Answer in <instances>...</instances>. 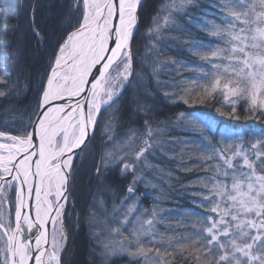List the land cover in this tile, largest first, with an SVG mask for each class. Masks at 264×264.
I'll return each instance as SVG.
<instances>
[{
  "label": "snow or ice",
  "instance_id": "obj_1",
  "mask_svg": "<svg viewBox=\"0 0 264 264\" xmlns=\"http://www.w3.org/2000/svg\"><path fill=\"white\" fill-rule=\"evenodd\" d=\"M81 3L82 19L76 25L70 23L73 30L66 34L62 43H57L54 65L36 110L39 115L34 114L38 139L35 132L26 131L22 136L7 137L10 143H0V181L9 187L15 181L21 191L26 185L27 198L35 200L36 213L34 219L27 212L21 219L24 202L19 195L14 219H7L0 212V241L4 244L0 251L5 253L0 264H29L30 261L32 264H46L45 256L47 262L59 264L57 253L62 245L58 244L57 235L61 241L66 238L62 215L72 176L73 156L66 154L81 145L87 146L86 130L95 124V113L100 111L101 103L111 107L109 102L115 103L113 97L118 99L121 94L111 90L123 87L122 84H113V80L127 81L131 74L132 40L138 25L140 0H74L75 7H80ZM192 3L193 0H180L179 4L173 2L170 7L178 13ZM28 7L32 32L42 40L35 27L34 6L29 4ZM218 16L222 17L220 24L199 18L187 20L188 24L203 25L205 34L220 43L190 45L194 49H208L210 56L194 53L202 63L193 70L197 73L193 88L184 91L195 92L199 88L208 97L219 93L232 106L233 112L235 102L243 98L249 103L250 111H259L264 116V0H225L219 5ZM165 24L187 31L176 19H166ZM159 31L158 26L154 32ZM157 51L162 52L163 48ZM18 54L19 50L14 51L6 59L14 61ZM213 59L219 63H212ZM205 67L211 71H206ZM121 68L122 72L119 71ZM200 80L209 83L207 86L197 83ZM81 93H85L83 99L87 111L84 104L78 102L70 112L62 115L65 105L55 102L65 94L75 97ZM4 94L0 92V95ZM101 96L106 99L100 101ZM74 113L76 122L72 124L70 119ZM188 123L200 133L198 139L204 149L212 153L206 160L215 161L212 167L216 176L222 178L210 177L212 187L207 189L210 195L203 197L200 207L203 208L204 204L211 207L208 213L193 222L187 234L175 237L163 235L156 239L151 230L153 221L135 217L138 226H134L131 232L132 239L125 241L129 248L135 249L130 254L138 257L151 255L155 264H176V256L186 264H264V132L259 134L260 138L253 132L251 141L254 142H250L242 133L227 128L221 130L211 120L195 117ZM29 126H32V118ZM146 132L148 139L142 141L134 154L110 152L102 158L103 169L118 164L122 173H132L127 188L129 194H134V185L143 179L137 175L136 162L146 161L145 153L151 154L153 149L162 147L151 128L146 126ZM5 135L0 132V137ZM210 137H216L215 143ZM128 147L131 148V144ZM128 160L133 163H127ZM96 173L100 175V167ZM9 176L12 179L6 180L5 177ZM4 184H0V193H3ZM2 206L3 196L0 195ZM49 219L53 227L50 248L46 249L43 245H48L49 240L46 232L40 229ZM57 223L61 225L59 230L55 227ZM33 228L39 233L35 247L30 239L23 237L25 231ZM144 239L156 245L154 252L150 248L145 253ZM161 248L165 249L164 253ZM119 251L128 249L121 247Z\"/></svg>",
  "mask_w": 264,
  "mask_h": 264
},
{
  "label": "rangeland",
  "instance_id": "obj_2",
  "mask_svg": "<svg viewBox=\"0 0 264 264\" xmlns=\"http://www.w3.org/2000/svg\"><path fill=\"white\" fill-rule=\"evenodd\" d=\"M42 1L45 2V7L47 6L41 13L45 21L38 19L37 14H35V25L43 26L45 31L49 33V28L47 26V22H49L48 0H18L16 3L19 5L20 18L19 22L16 24L14 33L17 44H14L15 46L13 45L6 55L17 50L20 52H23L25 49L29 51L30 45L27 46L26 43V31L31 29L30 32L32 33V25L29 19L31 10L28 6L29 4L33 5L36 13L38 5ZM173 2L179 4L180 0H163V3H159L153 14L150 24L142 30H140L139 26V29L137 28L136 32L134 31V36L136 34L138 39L136 42L139 44L141 43V47L145 49L144 56L140 60L138 59L136 65H134L132 56L131 74L127 81L121 82L120 80H113V84L123 85V87H113L111 89L113 92L121 93L119 98L113 97L115 103L109 102L111 107H106L101 103L99 115L93 126L92 137L89 142L86 143L87 146L82 148L83 151H78L74 156L72 161V175L74 171L75 173L79 172L80 160L82 162V159H85L83 161L84 163L82 162V170L75 181V184L77 183L76 194L82 193V196L76 202L77 213L72 207L68 210L74 183V178L71 176L68 186V206L66 205L62 224L66 238L61 241L60 236L57 235V242L62 245L57 253L59 264H63L62 254L65 255L63 252L69 241L70 229H68L67 233L65 223L67 211H69L68 215L70 214V217H68L69 220L74 223L73 218H75V220L81 218L82 222L89 228L88 231L92 242L91 257H93L96 264H155L151 255H146L145 257L131 255L130 253H134L135 249L129 248L128 244L125 243V241L132 239L131 232L134 226H138L135 217L139 216L142 221L149 219L153 221L151 230L156 234V239H159L160 236L163 235L175 237L181 234H187L193 222L202 218L205 213H208L211 207V205L204 204L203 208H201L200 205L203 203V197L210 195L207 189L212 187V180L210 177L216 176L215 169L212 167L215 161L206 160V157L210 156L212 153L210 150L204 149L203 143L198 139L200 133L189 126L188 121L195 118V114H187V116L185 113H177L176 116H165L162 118H156L152 115L150 120L147 119L149 118L147 115L155 111L158 107V101L165 102L167 105H175L180 102L184 103V100H187L186 104L189 105L188 102L193 100L191 98L194 93H191V91L186 93L184 89L191 90L193 88V81L197 76V73L193 70L201 66L202 63L200 58L194 55V53L200 52L201 55L210 56V51L208 49H194L191 48L190 45L199 42H204L206 44H217L220 42L206 35L202 30L204 26L199 23L193 25L194 28H196L194 31L190 30V24L187 23V20L189 18L193 20L199 18L200 20L207 21L214 20L215 23L220 24L222 17L218 16V8L220 4L225 3V0H210V3L213 5L210 7L215 9H205L201 7L198 0H193L191 5L180 10L178 13L172 11L170 7ZM69 6L74 9L72 12L75 19L72 25H76L77 21L82 19V3L81 7H75L74 0H69ZM191 6L196 8V11L191 10ZM13 7L17 8L14 3H10V9L14 14L15 11ZM236 10L242 11L241 9ZM185 12L187 13L186 16L184 15ZM192 15L195 16L192 17ZM216 15L217 18H215ZM166 19L168 21L176 19L182 29L187 28L193 36L189 38L192 42L187 46L181 45L185 40L181 39L179 36L185 35L189 37L188 32L166 26ZM158 26L160 31L155 33L154 30ZM72 30V27H68V29H65L52 38L51 42L54 43V49L51 53V59L49 60V50H47L46 59H42L38 82L34 87V89L37 90L34 96L30 89H27L28 84L26 81H23V78L21 79V76H13L11 80L13 89L16 90L19 86L21 95L24 94V92L26 93V97L24 98L26 107L20 111V119L29 118L27 115L30 111L33 115L32 126H29L25 131L22 130L24 132L34 129L35 115H39L36 110L42 92L47 86V79L50 76L51 68L54 65V58L57 54V43H62L66 34ZM158 37H162V39H158ZM175 41L178 42L179 47L173 45ZM221 46L223 47L224 45L221 44ZM134 48L135 45L132 40V52L135 51ZM159 48H163V51H167L165 57H163V51H157ZM33 50L32 48V51ZM177 50H179V54H181V52L187 54L188 59L181 58L180 55L176 57L174 51ZM135 52H137V50ZM18 55L14 61H9L8 68L12 71L14 70V65H16V61L20 58ZM171 61H180L181 63L173 64ZM212 63H219V61L213 59ZM28 65L29 64H26V62H22V65H19V72L22 74L24 66ZM205 70L211 71L208 67H205ZM119 71L122 72L123 69L121 68ZM112 75L115 77L116 73L113 72ZM182 75L185 76L182 77ZM175 78H177V81L172 82L171 80ZM41 81V90H39L38 84H40ZM3 82L0 78V84H3ZM197 83L207 86L209 82L207 80H200L197 81ZM170 84L179 86L170 87ZM196 90L202 93L201 89L198 88ZM127 93L128 101L130 102L129 106L130 109H132V111L128 110L127 113L132 112L136 115L130 123L129 121L126 122V118H128V116H125L126 113H122L125 108L124 106L127 104L126 102L122 105V98L127 96ZM181 97H183V100ZM105 99L106 97L104 96L99 98L100 101ZM241 102L246 103V107L249 108V103L243 98L237 100L235 104H242ZM15 103L16 101L14 104ZM5 111L7 112V110ZM3 116L4 117L1 119L2 123L12 122L14 117V115L12 116L11 114L10 116L4 112ZM139 116L144 118L138 120ZM134 118H136V121ZM201 118L206 117H200V119ZM208 120L213 121L221 130L225 128L234 131L238 130V128L235 129L233 126H227V124L220 123L211 117H209ZM25 125L27 127V124ZM146 126L147 128H151L155 140L161 142L162 147L153 149L151 154L145 153L146 161H143L142 158L143 162H136L138 169L137 175L142 176L143 179L134 185V194H129L127 188L131 182L132 173H122L118 164L111 165L108 170L111 168L114 170L117 169L124 177L123 179L114 174L113 170L106 172L102 167V158L110 152L118 153L119 155H124L126 152L134 154L141 147L142 141L148 139ZM8 129L9 128L6 127L5 129L4 127L0 129V132L6 134L4 137H0V143H10L7 137L22 136L24 134V132L20 134L17 130ZM241 131L242 130L239 132L242 133ZM182 134L185 136L183 137ZM259 134H257V138H260ZM95 135H99L100 137L99 146H97V144L92 146V143H90ZM243 136L250 142H254L251 141L252 134L249 136L243 134ZM210 139L215 143L216 137H210ZM129 144H131V148L128 147ZM90 146L92 147L90 148ZM121 149H123V151H120ZM94 162H96V166L92 167ZM126 162L133 163L131 160ZM98 167L101 168L99 176H97L96 173ZM93 175L95 179L98 180L94 185L92 181ZM5 179L10 180L12 177H5ZM216 179L222 178L216 176ZM0 184H4V181H0ZM186 185H188V187H193L189 192L188 198L186 196L187 199L183 197L187 194V190L183 189V187L187 188ZM195 186L198 187L196 188ZM81 187L84 188L83 191ZM20 191L21 188L15 181H13L11 187L4 184L3 193H0V195L3 196V206L0 207V212H3L7 219H14L17 203L16 198L18 195L22 197ZM86 197H89V203L85 208L83 202ZM126 197L130 198L125 199ZM189 200L192 203L190 207L183 205L190 204ZM85 202H87V200H85ZM153 211L155 215H153ZM77 214L80 215V217ZM55 227L59 230L61 225L57 223ZM145 227L147 228L148 225H145ZM51 233L52 230L49 234V248ZM142 242L145 253H147L150 248L153 252L155 251L156 245L149 243L147 239H144ZM3 247L4 244L0 241V249ZM121 247L127 248L128 251H119ZM164 251L165 249L161 248V253H164ZM4 258L5 253L0 251V261H3ZM176 258L179 259V263L176 264H186L180 256H176ZM44 259L46 264H55V261L47 262L46 256ZM168 259L171 260V257Z\"/></svg>",
  "mask_w": 264,
  "mask_h": 264
},
{
  "label": "trees",
  "instance_id": "obj_3",
  "mask_svg": "<svg viewBox=\"0 0 264 264\" xmlns=\"http://www.w3.org/2000/svg\"><path fill=\"white\" fill-rule=\"evenodd\" d=\"M198 1L201 4V7L205 9L206 8L215 9L213 7H210V6H213L210 3V0H198ZM16 2H18V0H0V7H2L3 9V14L0 15V78L2 82L4 81L3 84H0V92L5 93L4 95H0V121H1L0 127L2 129L3 127L5 129L6 127V128H9L8 130H17L18 133L21 134L25 131V129L27 130V128H29V125H28L29 119L32 118L33 115L31 114V111H30L29 114L27 115L29 116V118L27 119L23 118V120L20 119L19 117L20 111L25 109L26 107L25 102H24L26 93L24 92V94L21 95L19 86L17 87L16 90L13 89V84H11V80L13 76H17V75L21 76V79L23 78V81H26L28 84L27 89H30V91L33 93V96H34L37 93V90H35L34 87L38 82V76L40 74V69L42 66V59L43 60L46 59L45 56L47 55V50H49V60L51 59V55H52L51 53L53 52V49H54L53 48L54 43L51 42L52 38L60 34L65 29H68V27H70L69 26L70 23L71 25L74 24L75 18L72 12L74 9L72 7L70 8L69 0H48L47 2H49L48 3L49 4V22H47L48 23L47 26L49 28V33L45 31L43 26L35 25L36 28L39 30L41 37H43L42 40H37L36 35H34L33 32L32 33L30 32L31 29L26 31V43H27V46L30 45L29 51L26 49L23 50V52L19 51L18 57L20 56V58L18 61H16V65H14L15 67H14V70L12 71L11 69L8 68V64L10 60L5 59V58L9 56L6 54L11 50V47L14 44L15 45L17 44L14 33H15L16 24L19 22L20 14H19V8H18L19 5ZM10 3H14V5L17 7V8L13 7L15 11L14 14H13V11L10 9ZM44 3L45 2L43 1L39 3L35 14H37L38 19L45 21L44 17H42V14H41L43 12V9L47 7V6L45 7ZM159 3H163V0H144V2L142 3L139 9L140 30H142L143 28H145L146 26L150 24L152 16L155 13ZM195 9L196 8L191 6V10H195ZM194 16L195 15H192V17ZM193 25L194 24H190V30L192 31L196 29L194 28ZM187 32L189 34V37H186L185 35L179 36L181 39L185 40L181 43V45L187 46L189 43L192 42L189 38L193 36L188 31V29H187ZM137 40L138 39L135 34L134 39H133V42L135 45L134 49L135 51L137 50L138 53L135 51L132 52L134 65H136L138 59L140 60L141 58H143L144 53H145V49L141 47L142 46L141 43L139 44L136 42ZM173 43H174L173 44L174 46L175 45L178 46L177 41ZM32 48L34 49L33 51H32ZM174 52H175L174 55L176 57L180 55L181 58L188 59V55L184 54V52H181V54H179V50L174 51ZM185 53H186V50H185ZM22 62L23 63L26 62V64H29V65L24 66V71L21 74L19 72L20 71L19 65H22ZM183 76L185 75H182V77ZM171 81L175 82L177 81V78ZM41 85H42V81L40 84H38L39 90H41ZM191 93H194V94L192 95V98H191L193 100L188 102L189 105L186 103H181V102L176 103L175 105H167L162 102L163 104L160 105V107L161 106L162 107L161 108L159 107L158 109H156V111H154L152 114L147 115L149 116V118L147 117L146 118L150 120V117L152 115L156 118H159V117L162 118L165 116L173 117V116H176L177 113L185 112L187 110H191V111L194 110V112L197 115L202 114V115L207 116L208 118L211 117L220 123L227 124V126H230V127L233 126L235 129L238 128L242 130L248 136L253 132H255L256 134L264 132V116H261L259 111H255V112L250 111L249 108L246 107V103L241 102L242 104H235V111L233 112L232 106L226 101H224L222 95H220L219 93H216L214 97H208L204 95L203 92L202 93L197 92V90ZM122 99H123L122 105H124L127 102V104L124 106L125 108L123 109L122 113L123 112L126 113L125 116L126 117L128 116V118H126L127 120L126 122L129 121L130 123L133 117L134 116L136 117V115H134L132 112L127 113L128 110L132 111V109H130V106H129L130 102L128 101V93H127V96H124ZM15 101L16 103L14 104ZM5 110H7V112ZM3 112L6 114H9L10 116L11 114L12 116L14 115L12 122L2 123L1 119L4 117ZM140 118L143 119L144 117L139 116L138 120H140ZM134 119L136 121V118ZM25 124H27V127ZM182 136L184 137L185 135L182 134ZM90 143H92V146L96 144L97 146H99L100 144L99 135H95V137H93ZM92 146H90V148ZM84 160L82 159V162ZM82 162L80 160L81 164H79L80 165L79 172L75 173L74 171L72 175L74 178V183H73L71 202L69 204L68 210H70L72 207L76 211V202L82 196V193L76 194V184L77 183L75 184L76 177L78 178V175L81 172L82 167H83L84 162L83 163ZM93 166H96V162L93 163L92 167ZM112 170L114 174H116L118 177L120 176L121 179L124 178L117 169L114 170L113 168H111L110 170H105V171L108 172ZM92 181L94 185L95 183H97L98 180L95 179V176H94L92 177ZM184 181L186 182L185 178H184ZM186 187L187 188L183 187V189L187 190V194H185V196L183 197L186 198L187 196L188 198L189 192L192 190L193 187H188V185H186ZM195 187L197 188L198 186H195ZM83 189L84 188H82V191ZM89 197L85 198L87 202H85V200L83 202L85 208L88 206ZM189 203L190 204H183V205H185L186 207H190L192 205L190 200H189ZM68 213L69 211H67L65 223H66L67 233H68V229H70V232H69V237H68L69 239L68 245L65 251L63 252L65 253V255L62 254L63 264H96L95 261L93 260V257H91L92 242H91L89 231H88L89 228H87V225L84 222H82L81 218H79L78 220H75V218H73L74 219V223H73L71 220L68 219V217H70V214L68 215ZM78 216L80 217V215ZM176 263H179V259L177 258H176Z\"/></svg>",
  "mask_w": 264,
  "mask_h": 264
},
{
  "label": "bare ground",
  "instance_id": "obj_4",
  "mask_svg": "<svg viewBox=\"0 0 264 264\" xmlns=\"http://www.w3.org/2000/svg\"><path fill=\"white\" fill-rule=\"evenodd\" d=\"M140 2H141V0H140ZM166 54H167V51L164 50L163 51V57H165ZM84 95H85V93H81L80 96L72 97V96H69V95L65 94L64 96H68L67 100L64 101L63 103H56V104H63V105H65L64 112L62 113V115L70 112L72 110V108H74L77 105L78 102L81 103V104H84L85 111H86L87 104H86V102L83 99ZM89 99H91V98L89 97ZM157 103H158V107L156 109H158L160 107V105H162L165 102L162 103V102L158 101ZM156 109H155V111H156ZM78 111H79V109H77V112ZM180 113H185L186 115L187 114H190V115H194L195 114V116L196 117H199V118L200 117H206V118H201V120H208L209 119L205 115H202V114L197 115L194 112V110H192V111L191 110H187L185 112H180ZM75 115L76 114L74 113L73 114V118L70 119V123H72V124H75V122H76L75 121ZM88 129L86 130V132H88ZM34 132L36 133V138L38 139V130L37 129H34ZM241 132L243 133V131H241ZM23 187H24V191H20V194L22 195V199H23V202H24V206L21 208V211H22L21 212V218L23 219L25 213L27 212L29 214L30 218H33L34 219L35 214H36L35 213V200H34V198L32 200H29L27 198L26 185H24ZM49 199H51V197H49ZM22 227H25V226L22 224ZM42 230L46 232L47 238L49 240V227H48V231H47V228H46V225H45L44 228L40 229V231H42ZM37 235H39V233L37 232V230L35 228H33L31 231H25L23 233V237H26V238H28V239H30L32 241V246L33 247H35V239H36V236ZM43 247H45V246H43ZM45 248H47V247H45Z\"/></svg>",
  "mask_w": 264,
  "mask_h": 264
},
{
  "label": "water",
  "instance_id": "obj_5",
  "mask_svg": "<svg viewBox=\"0 0 264 264\" xmlns=\"http://www.w3.org/2000/svg\"><path fill=\"white\" fill-rule=\"evenodd\" d=\"M142 2H143V0H141L140 4L137 6V17H138V25H137V28L139 27V8H140V5H141ZM137 28H136V30H137ZM136 30H135V32H136ZM135 32H134V33H135ZM67 98H68V96H64V97H62V99L57 100L55 103H63L64 101L67 100ZM41 111H42V109H41ZM86 111H87V108H86ZM86 111H85V112H86ZM98 115H99V112L96 113L95 120H96V118H97ZM93 126H94V125L90 126L89 129H88V132H87V134H86V138H85V144L88 143L89 140H90V138L92 137V134H93ZM34 129H36V128H35V124H34ZM34 129L32 130L33 132H34ZM83 147H84V145H81V148H83ZM81 148L73 149V151H72L71 153H67L66 155H72V156H73V159H74V156L76 155V153H77L78 151L81 150ZM72 161H73V160H72ZM65 195H67V197H68V190H67V192L65 193ZM61 200H62V202H63V197L61 198ZM66 202H67V201H66ZM66 202H64L65 205H66ZM64 209H65V206H64ZM64 209H63V214H64ZM63 216H64V215H62V218H63ZM52 226H53V225H52V223H51V219H49V221H48L47 224H46L47 231H48V227H49V234H50V231H51ZM43 246L47 247V245H43ZM29 264H32V262L30 261Z\"/></svg>",
  "mask_w": 264,
  "mask_h": 264
},
{
  "label": "flooded vegetation",
  "instance_id": "obj_6",
  "mask_svg": "<svg viewBox=\"0 0 264 264\" xmlns=\"http://www.w3.org/2000/svg\"><path fill=\"white\" fill-rule=\"evenodd\" d=\"M48 246H49V244H48ZM47 248H49V247H47Z\"/></svg>",
  "mask_w": 264,
  "mask_h": 264
}]
</instances>
